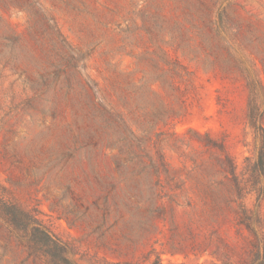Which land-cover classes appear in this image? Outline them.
Masks as SVG:
<instances>
[{
	"label": "rangeland",
	"instance_id": "374dc122",
	"mask_svg": "<svg viewBox=\"0 0 264 264\" xmlns=\"http://www.w3.org/2000/svg\"><path fill=\"white\" fill-rule=\"evenodd\" d=\"M251 100L264 0H0V198L76 264L248 262ZM25 239L0 217V264H52Z\"/></svg>",
	"mask_w": 264,
	"mask_h": 264
},
{
	"label": "trees",
	"instance_id": "16d2710c",
	"mask_svg": "<svg viewBox=\"0 0 264 264\" xmlns=\"http://www.w3.org/2000/svg\"><path fill=\"white\" fill-rule=\"evenodd\" d=\"M62 39L61 35L58 34ZM64 42V41H63ZM260 115L253 100L250 101V110L248 114V124L254 133V138L257 142L255 148V160L253 164V172L257 177H264V128L260 124ZM232 181L238 191V198L241 199V189L238 178L234 175L233 168H230ZM251 190H254L252 188ZM260 197L262 196L263 188L260 187ZM241 220L246 229L254 236L255 242L252 245V250L248 262L245 264H264V241L259 233L253 228L252 221L245 207L240 204ZM0 217L5 219L14 229L22 232L25 236L23 245L27 251L34 256H42L47 258L52 264H76L69 260L68 252L65 245L57 238L52 236L31 214L21 211L13 205L8 204L0 198ZM113 264H132L128 262L113 263ZM139 264H164L161 255L151 248L143 257ZM167 264H188L187 262H172ZM195 264H204L197 262ZM214 264V263H211ZM219 264H235L231 261H221Z\"/></svg>",
	"mask_w": 264,
	"mask_h": 264
}]
</instances>
